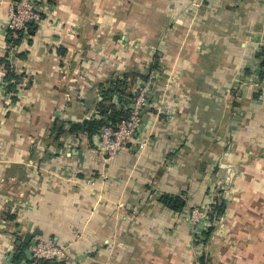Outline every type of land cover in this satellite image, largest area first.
<instances>
[{
  "label": "crops",
  "instance_id": "0c3cea01",
  "mask_svg": "<svg viewBox=\"0 0 264 264\" xmlns=\"http://www.w3.org/2000/svg\"><path fill=\"white\" fill-rule=\"evenodd\" d=\"M14 1L0 0V264L30 263L37 238L66 247L50 264H264V0H40L35 31L10 51ZM153 65L148 121L106 159L103 127H73L104 118L113 79L128 76L135 98ZM231 162L232 239L207 245L213 225L196 235L190 209H212Z\"/></svg>",
  "mask_w": 264,
  "mask_h": 264
},
{
  "label": "built area",
  "instance_id": "2783aa9c",
  "mask_svg": "<svg viewBox=\"0 0 264 264\" xmlns=\"http://www.w3.org/2000/svg\"><path fill=\"white\" fill-rule=\"evenodd\" d=\"M39 2L40 0H16L11 4L7 30L10 31L12 37L18 38L23 34L27 36V23L31 20H41L42 14L38 7ZM18 47L16 44L8 46L10 51H16ZM157 76L158 71L153 69L148 78L142 83L141 90L130 103V115L127 119L117 125H106L99 132L100 149L106 159L114 158L120 151L126 149L130 143L137 141L136 135L144 126L142 112L150 107L152 89ZM139 144L144 147L146 140H140ZM101 175L107 177L106 173ZM211 211L210 205L196 207L190 212V220L194 224L197 222L200 224L203 221L207 222V225L211 224L209 220ZM65 253L66 247L57 244L53 239L37 238L29 244L26 250L28 260H30V263L27 262L26 264H35L39 260L55 261Z\"/></svg>",
  "mask_w": 264,
  "mask_h": 264
},
{
  "label": "trees",
  "instance_id": "16d2710c",
  "mask_svg": "<svg viewBox=\"0 0 264 264\" xmlns=\"http://www.w3.org/2000/svg\"><path fill=\"white\" fill-rule=\"evenodd\" d=\"M28 26H30V30L35 31L34 23L28 22ZM12 35V34H11ZM24 34L18 38L12 37L10 41L14 44H21L23 42ZM6 59H4V62ZM5 67L7 69L6 77L10 81V89L17 90L18 84L22 81V76L17 74L14 67L9 64L7 61L5 62ZM153 69H157L155 65H153ZM143 78H147L146 76H143ZM128 76H124L123 78H116L110 81L108 87L103 86V90L101 91L104 97L105 101H109V104H104L99 107L100 113L104 115V118L101 120L90 119L88 121H85L83 125H78L73 127L74 130H86L91 135L101 129L102 127L106 125H117L123 120L127 119L130 115V103L134 99L132 98V95H129L128 92ZM114 95H117L119 98L118 102H115ZM17 97V94L15 95ZM127 96V98L125 97ZM131 97V98H129ZM160 200L169 208L177 211L182 212L186 206L187 201L184 197L180 195H174L170 193H162L160 195ZM226 207V202L218 201L216 204H214L213 208L218 213L224 212ZM213 212L211 213V215ZM213 227H211L209 230L204 231V237H209L211 230ZM25 248V247H24ZM24 248H20V253L16 255L15 261H19L21 258H24ZM22 251V252H21ZM30 261V260H29ZM203 263L205 262V258H202ZM62 262H59L58 264H61ZM35 264H50V261L48 260H39Z\"/></svg>",
  "mask_w": 264,
  "mask_h": 264
},
{
  "label": "rangeland",
  "instance_id": "374dc122",
  "mask_svg": "<svg viewBox=\"0 0 264 264\" xmlns=\"http://www.w3.org/2000/svg\"><path fill=\"white\" fill-rule=\"evenodd\" d=\"M222 167H225L227 169V172L224 176H222L221 180L218 182V185L215 186V188H213V192L212 194L215 197V204L218 201H225L226 202V207L224 212L222 213H218L217 211H215V209L212 207V211L213 214H210L209 220L211 225H213V230L212 233L209 237H198L201 242H205V244H214L215 242L220 243V245H222L224 242H230L232 238L229 239V241L224 240L223 237H225V235H223V230L227 231L229 229V226L231 225V221L227 220V218L225 217V213L226 210L228 209V199L235 197L236 195L233 194V192H231L233 190V186L235 185V181L237 179V177L240 175L239 169L237 164H235L234 162L228 163L227 165L222 164ZM236 193V192H235ZM197 206L193 207L192 209H190V212H192L193 209H195ZM191 221V220H190ZM192 226L194 228L195 234L197 235V229L199 227V222H197L196 224H194V222H191ZM229 232V231H228ZM230 237V236H227ZM226 237V239H228ZM231 258H239L237 256H225V259H231Z\"/></svg>",
  "mask_w": 264,
  "mask_h": 264
},
{
  "label": "water",
  "instance_id": "95a60500",
  "mask_svg": "<svg viewBox=\"0 0 264 264\" xmlns=\"http://www.w3.org/2000/svg\"><path fill=\"white\" fill-rule=\"evenodd\" d=\"M147 112H148V109L146 108V109H144L143 110V112H142V116H143V121L144 122H147L148 121V114H147ZM36 235V233H27L26 235H25V237H24V239H23V242L24 243H29L30 242V240L34 237Z\"/></svg>",
  "mask_w": 264,
  "mask_h": 264
}]
</instances>
